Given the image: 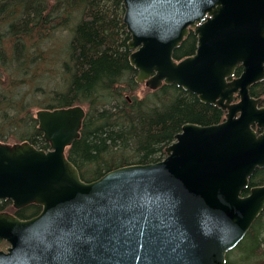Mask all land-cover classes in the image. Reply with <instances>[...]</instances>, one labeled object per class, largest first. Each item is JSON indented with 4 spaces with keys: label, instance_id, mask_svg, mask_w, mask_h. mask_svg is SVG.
Returning a JSON list of instances; mask_svg holds the SVG:
<instances>
[{
    "label": "water",
    "instance_id": "obj_1",
    "mask_svg": "<svg viewBox=\"0 0 264 264\" xmlns=\"http://www.w3.org/2000/svg\"><path fill=\"white\" fill-rule=\"evenodd\" d=\"M136 82L176 84L226 112L212 126L185 124L151 164L85 182L66 156L80 138L81 105L36 113L49 151L0 141V201L41 212H0V264H227V252L264 210V0H123ZM199 34L195 54L173 55ZM241 65L242 73L235 76Z\"/></svg>",
    "mask_w": 264,
    "mask_h": 264
},
{
    "label": "trees",
    "instance_id": "obj_2",
    "mask_svg": "<svg viewBox=\"0 0 264 264\" xmlns=\"http://www.w3.org/2000/svg\"><path fill=\"white\" fill-rule=\"evenodd\" d=\"M124 13L123 0H0V141L48 151L36 112L85 105L80 138L67 157L82 180L92 182L116 168L163 160L185 124L224 121L225 111L176 84L135 95L140 85ZM196 49L197 36L189 34L173 57L181 60ZM241 72L239 66L236 76ZM250 94L263 96L264 81ZM260 185L264 168L244 195ZM41 210L35 204L16 210L10 200L0 201V212L24 220ZM5 246L0 240V249ZM234 250L228 264H264V210Z\"/></svg>",
    "mask_w": 264,
    "mask_h": 264
},
{
    "label": "rangeland",
    "instance_id": "obj_3",
    "mask_svg": "<svg viewBox=\"0 0 264 264\" xmlns=\"http://www.w3.org/2000/svg\"><path fill=\"white\" fill-rule=\"evenodd\" d=\"M147 90H148V88H147L145 85H141V84H140L138 90L135 92V95H136V96H139V97H142V96L145 94V92H146ZM83 106L86 108L85 105H83ZM7 246H8V244H7ZM7 246H5L3 249H6ZM235 253H236L235 250L231 251V252H230V255L228 256V258L233 259V257H235ZM234 264H237V263H234ZM241 264H242V263H241Z\"/></svg>",
    "mask_w": 264,
    "mask_h": 264
},
{
    "label": "flooded vegetation",
    "instance_id": "obj_4",
    "mask_svg": "<svg viewBox=\"0 0 264 264\" xmlns=\"http://www.w3.org/2000/svg\"><path fill=\"white\" fill-rule=\"evenodd\" d=\"M189 34H193V35L197 36V35L195 34V30H194V29H190V30H189ZM187 37H188V36H187ZM184 40H185V39H184ZM184 40H183V41H184ZM197 44H198V38H197ZM196 50H197V49H196ZM239 66L241 67V65H239ZM237 69H238V68H237ZM241 73H242V72H241ZM136 76H137V75H136ZM235 76H236V71H235ZM263 95H264V94H263ZM251 96H252V95H251ZM127 97L129 98V96H127ZM252 97H253V96H252ZM198 98H199V97H198ZM254 98H256V97H254ZM258 98H259V97H258ZM200 101H201V100H200ZM201 102H202V101H201ZM203 103H204V102H203ZM207 104H209V103H207ZM210 105H213V104H210ZM214 106H216V105H214ZM217 107H218V106H217ZM85 117H86V116H85ZM222 122H223V121H222ZM201 126H202V125H201ZM263 133H264V130H260V131H258L257 135H261V134H263ZM131 165H135V164H131ZM253 175H254V174H253ZM260 186H263V185H260ZM255 187H257V186H255ZM248 188H249V187H248ZM250 190H251V189H250ZM246 191H247V190H246ZM246 191L243 192V194H242L243 196L248 195L249 192H250V191H249L247 194L244 195V193H245ZM24 208H25V207H24ZM21 209H22V208H21ZM16 210H19V209H16ZM1 212H3V211H1ZM236 247H237V246H236ZM236 247H235V248H236ZM235 248H234V249H235ZM234 249H233V250H234ZM231 251H232V250H231ZM229 252H230V251H229ZM229 252H228V253H229ZM228 253H227V254H228ZM226 259H227V257H226Z\"/></svg>",
    "mask_w": 264,
    "mask_h": 264
},
{
    "label": "bare ground",
    "instance_id": "obj_5",
    "mask_svg": "<svg viewBox=\"0 0 264 264\" xmlns=\"http://www.w3.org/2000/svg\"><path fill=\"white\" fill-rule=\"evenodd\" d=\"M202 27V25L201 24H196V26L195 27H192V28H189V30L190 29H194L195 30V34L197 35V36H199V34L198 33H196V28H201ZM264 134V133H263ZM263 134H261V135H263ZM257 136H260V135H257ZM256 172V171H255ZM253 176V175H252ZM250 180V179H249ZM243 196V195H242ZM233 250V249H232ZM231 251V250H230ZM228 253V252H227ZM226 257H227V255H226Z\"/></svg>",
    "mask_w": 264,
    "mask_h": 264
}]
</instances>
